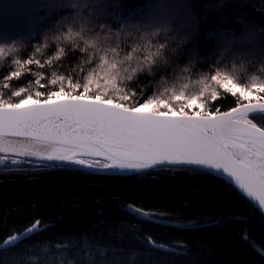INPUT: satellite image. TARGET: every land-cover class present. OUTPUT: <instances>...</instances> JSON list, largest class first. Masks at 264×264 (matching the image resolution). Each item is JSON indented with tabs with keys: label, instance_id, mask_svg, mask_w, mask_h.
I'll return each instance as SVG.
<instances>
[{
	"label": "trees",
	"instance_id": "obj_1",
	"mask_svg": "<svg viewBox=\"0 0 264 264\" xmlns=\"http://www.w3.org/2000/svg\"><path fill=\"white\" fill-rule=\"evenodd\" d=\"M82 22L94 32L105 25L103 32L121 33L113 43L125 51L140 35L160 29L158 42L169 45L172 68L190 63L195 75L214 70L217 61L229 67L243 62L249 73L264 65V0H0L4 40L16 43L25 58L45 42V55L51 54L54 36ZM82 55L66 57L56 70L72 72ZM9 70L5 66L0 76ZM162 76L141 77L148 95ZM31 79L12 83L26 86ZM216 105L225 111L235 101L229 96ZM45 165L8 166L20 171L0 165V241L34 220L45 225L19 248L0 251V264H264V215L208 171L166 166L104 174ZM129 205L168 220L148 219Z\"/></svg>",
	"mask_w": 264,
	"mask_h": 264
},
{
	"label": "snow or ice",
	"instance_id": "obj_2",
	"mask_svg": "<svg viewBox=\"0 0 264 264\" xmlns=\"http://www.w3.org/2000/svg\"><path fill=\"white\" fill-rule=\"evenodd\" d=\"M99 27L94 32L85 22L69 23L54 36V52L45 55V42L26 58L0 30V71L10 69L0 76V165L6 171L43 161L104 170L196 166L192 170L212 169L229 178L264 214V65L249 73L243 62L229 67L217 61L214 70L195 75L190 63L172 68L169 45L158 42L160 29L140 35L125 51L113 43L121 33ZM77 53L83 55L72 72L56 70ZM33 65L51 69L50 75ZM162 72L163 83L148 95L141 77L155 79ZM25 75L33 77L26 86L12 83ZM229 96L235 106L221 111L216 102ZM129 210L148 215L132 205ZM43 231L42 221L34 220L0 241V251L19 248ZM148 243L156 246L151 238Z\"/></svg>",
	"mask_w": 264,
	"mask_h": 264
},
{
	"label": "water",
	"instance_id": "obj_3",
	"mask_svg": "<svg viewBox=\"0 0 264 264\" xmlns=\"http://www.w3.org/2000/svg\"><path fill=\"white\" fill-rule=\"evenodd\" d=\"M229 110V109H228ZM227 111V110H225ZM25 160H30V161H34L35 158H23ZM39 163H51V164H58V165H71V164H65V163H62V162H57V161H51V162H48V161H43V162H39ZM72 166H77L79 168H82V169H85V170H88V171H91V172H95V173H104V174H135V173H139V172H143V171H146V170H150V169H144V170H140V171H136V170H120V169H107V170H104V169H90V168H85V167H82V166H79V165H72ZM161 166H157V167H154L152 169H155V168H159ZM163 167H166V166H163ZM168 167V166H167ZM183 167H192V168H196V166H183ZM201 170H205V171H208L216 176H219L220 178L224 179L226 182H228L229 184L230 183V180L229 178H227L226 176L222 175V174H217L214 170L212 169H204V168H199ZM232 185V184H231ZM233 186V185H232ZM234 187V186H233ZM237 190V189H236ZM238 191V190H237ZM264 215V214H263Z\"/></svg>",
	"mask_w": 264,
	"mask_h": 264
},
{
	"label": "rangeland",
	"instance_id": "obj_4",
	"mask_svg": "<svg viewBox=\"0 0 264 264\" xmlns=\"http://www.w3.org/2000/svg\"><path fill=\"white\" fill-rule=\"evenodd\" d=\"M46 164H51V163H46ZM144 217H146L148 219L158 220V221H167L168 220L166 217H164L162 215H158V214H148L147 216H144Z\"/></svg>",
	"mask_w": 264,
	"mask_h": 264
}]
</instances>
